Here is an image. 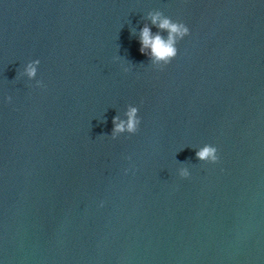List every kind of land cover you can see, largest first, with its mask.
Segmentation results:
<instances>
[{"label":"water","instance_id":"water-1","mask_svg":"<svg viewBox=\"0 0 264 264\" xmlns=\"http://www.w3.org/2000/svg\"><path fill=\"white\" fill-rule=\"evenodd\" d=\"M152 11L191 30L163 69ZM0 264H264V0H0Z\"/></svg>","mask_w":264,"mask_h":264},{"label":"clouds","instance_id":"clouds-1","mask_svg":"<svg viewBox=\"0 0 264 264\" xmlns=\"http://www.w3.org/2000/svg\"><path fill=\"white\" fill-rule=\"evenodd\" d=\"M148 19L151 24H144L138 32V41L140 44L139 51L141 54L148 57L149 63L152 67L163 69L169 65L179 54L178 44L184 40L185 37L191 34L189 26L178 20H173L170 16L165 15L161 11H152L148 13ZM155 26L157 31H153ZM121 57L118 56L117 59ZM122 64L125 72L130 71L131 62L125 59ZM41 61L34 59L29 61L21 73L26 76L28 80H35L36 86L40 88L46 87L43 80L36 79L39 72ZM8 101H12V97H7ZM140 109L138 106L129 104L124 112L123 118L116 115L112 118V132L111 138L113 140L119 138L121 135L136 134L142 124V117L140 116ZM195 155L201 162L217 164L220 161L219 149L213 144H204L196 148ZM129 159H131L129 157ZM128 169H125L127 173ZM178 175L181 178H189L191 171L188 166H182L178 169ZM103 207V202L100 203Z\"/></svg>","mask_w":264,"mask_h":264}]
</instances>
